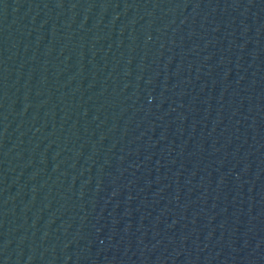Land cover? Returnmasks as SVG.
<instances>
[{"label": "water", "instance_id": "water-1", "mask_svg": "<svg viewBox=\"0 0 264 264\" xmlns=\"http://www.w3.org/2000/svg\"><path fill=\"white\" fill-rule=\"evenodd\" d=\"M0 264H264V0H0Z\"/></svg>", "mask_w": 264, "mask_h": 264}]
</instances>
